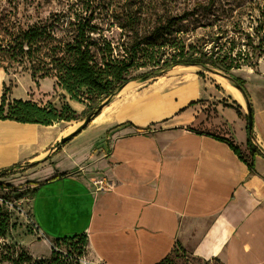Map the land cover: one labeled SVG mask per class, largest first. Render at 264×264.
I'll return each mask as SVG.
<instances>
[{"label":"crops","instance_id":"crops-1","mask_svg":"<svg viewBox=\"0 0 264 264\" xmlns=\"http://www.w3.org/2000/svg\"><path fill=\"white\" fill-rule=\"evenodd\" d=\"M195 69L129 83L82 130L0 120V173L27 166L20 181L36 190L26 215L40 233L28 236L50 252L35 259L50 258L51 241L86 235L96 264H158L178 248L203 262L264 264V61L234 72L250 106ZM6 81L1 70L0 103ZM98 179L111 188L96 192Z\"/></svg>","mask_w":264,"mask_h":264},{"label":"trees","instance_id":"trees-1","mask_svg":"<svg viewBox=\"0 0 264 264\" xmlns=\"http://www.w3.org/2000/svg\"><path fill=\"white\" fill-rule=\"evenodd\" d=\"M214 1L210 0L209 5ZM198 6L181 15H169L145 24L148 10L143 5L132 0L124 3L112 0L108 6V21L121 31L117 40L109 38L98 21L102 15L97 12L100 8L88 2L82 7L78 3L70 4L66 10L51 13L27 29H22L18 22L8 20L5 24L0 19V67L7 72L14 65H27L37 85L38 80L56 79V85L71 101L85 106L77 113L68 103L58 108L51 103L41 106L33 100H10L9 89L4 86L0 120L42 126L77 122L84 117L94 120L130 82L163 77L178 66L198 67L202 70L201 77H205V72L222 75L239 88L250 106L246 81L234 75V71L245 67L256 69L264 57V12L257 18L253 32L235 25L232 32L219 28L191 41L190 31L184 24L198 16ZM211 6L200 7L210 9ZM143 69L146 71L134 75ZM229 107L241 115L238 103ZM247 122L248 149L254 158L258 153L252 144V111ZM80 132L78 130L65 143ZM215 137L240 155L231 141ZM248 165L253 171V161ZM5 172L0 173V178ZM67 175L60 174L48 182ZM35 192L32 190L31 196ZM11 228H14L11 217L0 204V264H80L88 244L86 235L56 239L52 242L55 246L50 258L35 259L22 245L3 241ZM60 245L67 246L66 252L58 250ZM170 258L158 264H166Z\"/></svg>","mask_w":264,"mask_h":264},{"label":"rangeland","instance_id":"rangeland-1","mask_svg":"<svg viewBox=\"0 0 264 264\" xmlns=\"http://www.w3.org/2000/svg\"><path fill=\"white\" fill-rule=\"evenodd\" d=\"M112 0H0V19L5 24L9 21L18 22L22 29H27L34 23L45 20L51 13L61 12L68 8V5L78 3L80 7L84 2L94 5L96 8H100L97 12H100V19L105 34L109 38L117 40L120 37L121 31L115 26H111L108 21L109 4ZM118 3H124L125 0H115ZM136 4L143 5L148 10V16H146L145 24H151L152 22L164 19L169 15H181L186 11L193 10L197 5L211 6L210 0H132ZM198 6V16L190 19L184 26L190 31L191 41H195L198 37L207 36L212 32H216L219 28L224 31L232 32L235 29V25L241 29L253 32V28L256 26V20L264 12V0H215L210 9ZM194 30V31H193ZM193 31V32H192ZM264 61V57L261 59ZM260 61V62H261ZM3 66L8 67L7 64ZM179 67V66H178ZM181 67V66H180ZM197 71L202 70L195 67ZM4 71L0 67V71ZM173 70V69H172ZM170 70V71H172ZM146 70H140L135 72L134 75L142 74ZM169 71V72H170ZM5 72V71H4ZM168 72V73H169ZM235 72V71H234ZM6 89H9L8 98L10 100L24 99L33 100L41 106H47L48 104H56L60 108L63 104L67 103V97L63 91L56 85V79H44L38 80V84L31 78V71L27 65H14L12 68H8L7 72ZM166 73L164 76H166ZM205 78L216 82L220 80L219 77H223L220 74L205 72ZM155 79L148 81H132L139 84H147ZM53 82V83H52ZM131 83V82H130ZM2 92H4L2 84ZM117 96V95H116ZM115 96V97H116ZM27 97H29L27 99ZM64 97V98H63ZM114 97V98H115ZM113 98V99H114ZM60 104V105H59ZM77 109H81L79 103H75ZM110 104V103H109ZM108 104V105H109ZM106 107V106H105ZM103 107V109L105 108ZM102 109V111H103ZM85 122V117L81 121H77V124L82 125ZM92 123V122H91ZM27 166L17 167L4 173L0 178V204L4 206V209L9 213L11 217V228L8 232L5 241L8 244H19L20 238L26 237L25 240L29 243L30 251L23 247L30 253L40 256L49 255V247L46 242L38 241L28 235H35L30 225L25 219L27 214V205L31 197L32 189L28 187L27 183H21L20 175L24 173ZM22 196L21 199H19ZM7 202L12 206H8ZM51 241V248L55 246ZM31 243H34L33 245ZM21 245V244H20ZM58 250L66 252L67 246L60 245ZM9 264V263H4ZM80 264H96L91 250L89 248V242L83 250V255L80 257ZM166 264H223L219 260L213 263L203 262L202 260L195 258L188 254L183 249H178L170 260Z\"/></svg>","mask_w":264,"mask_h":264},{"label":"built area","instance_id":"built-area-1","mask_svg":"<svg viewBox=\"0 0 264 264\" xmlns=\"http://www.w3.org/2000/svg\"><path fill=\"white\" fill-rule=\"evenodd\" d=\"M93 185L95 187L96 192H102L104 190L110 189L111 188V184L104 179H98L96 181L93 182ZM2 203H7V202H2ZM8 206H12L11 203H7ZM25 219L27 221V223L30 225L31 229L33 230L34 234H39L40 231L39 229L36 227V225L33 223V221L31 220L30 216L25 215Z\"/></svg>","mask_w":264,"mask_h":264},{"label":"bare ground","instance_id":"bare-ground-1","mask_svg":"<svg viewBox=\"0 0 264 264\" xmlns=\"http://www.w3.org/2000/svg\"><path fill=\"white\" fill-rule=\"evenodd\" d=\"M182 68H184V67H182ZM220 80L224 84V86L227 89V92L229 93V95H231L235 100L243 102V96H242L240 90H238L233 85H230L229 83H226L223 79H220Z\"/></svg>","mask_w":264,"mask_h":264},{"label":"water","instance_id":"water-1","mask_svg":"<svg viewBox=\"0 0 264 264\" xmlns=\"http://www.w3.org/2000/svg\"><path fill=\"white\" fill-rule=\"evenodd\" d=\"M237 88V87H236ZM239 90V88H237ZM92 122V119L91 118H88L85 120V122L82 124V126L80 127V129L82 130L83 128L87 127L90 123ZM67 140V139H66ZM63 141V143H65V141Z\"/></svg>","mask_w":264,"mask_h":264}]
</instances>
